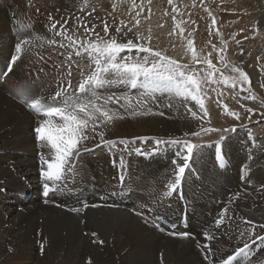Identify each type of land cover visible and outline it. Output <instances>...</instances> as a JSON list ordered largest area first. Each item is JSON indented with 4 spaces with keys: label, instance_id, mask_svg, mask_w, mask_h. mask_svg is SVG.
I'll return each mask as SVG.
<instances>
[{
    "label": "bare ground",
    "instance_id": "bare-ground-1",
    "mask_svg": "<svg viewBox=\"0 0 264 264\" xmlns=\"http://www.w3.org/2000/svg\"><path fill=\"white\" fill-rule=\"evenodd\" d=\"M102 1L87 0L85 6V0H0L1 73L8 68L10 59L7 57L14 44L10 39L16 38V28L20 37L24 34L35 37L42 32L40 36L46 42L44 49L54 50L64 61L60 60L61 65H56L54 71L47 69L46 73L41 68L46 74L40 76L39 73L36 86H31L38 72L34 63L31 62L34 68L29 64L28 73L23 72L26 65L16 63L4 85L12 83L16 73H22L23 76L18 74L19 81L28 82L29 87H13L16 91L13 93L18 95L15 100L21 98L22 90L45 103L47 97L43 92L52 100L57 91L67 90L69 82L71 88L67 92L77 89L83 76L78 73L75 81L66 79L64 67L72 65L68 60V54L72 52H68L71 49L67 42L64 47L49 43L52 39H62L53 36L49 20L54 19L58 29L67 20L68 35L84 38L75 29L68 30L75 24L83 29L81 25L90 26V21L100 20ZM114 1L109 0L111 10L117 3ZM37 9L40 14L28 20L29 14ZM14 20H17V27ZM5 29L8 35H4ZM34 47L42 48L32 43L24 46L27 65L30 62L27 53ZM83 73L85 75L87 71ZM60 74L65 76L64 79ZM54 77L58 81L51 83ZM2 86L0 83V128L12 129L4 134L0 147V264H222L224 258L243 247L245 240L250 251L245 252L237 264H249V260L251 264H264V242L257 238L264 237V229L259 227L264 224V172L260 171L263 164L260 160L252 162L249 157L250 162L244 167V154L250 156L249 153L259 150L260 158L263 147H230L229 138L213 147H199L189 160L176 191H170L168 186L175 179L172 161L178 160L176 153L181 148L175 141H185L202 127L199 120L202 111L191 101L157 93L159 103L152 101L147 105L153 114L133 115L132 108L110 105L123 119L102 125L95 132L87 131L92 138L81 143L80 154L74 162L75 171L68 173L67 184L63 190L50 192L43 200L42 149L38 150L40 147L34 139L33 111L18 100L20 105L4 96ZM125 87L117 88L113 83L108 87L112 94L99 91L104 97L117 95L114 93L121 90L123 95L126 92L131 96V90H125ZM41 89L43 92L40 93ZM186 105L191 106L195 116ZM135 110L141 109L137 106ZM100 132H103L104 141L127 143L109 147L101 143ZM231 139L244 142V128L235 131ZM157 140L161 141L159 145ZM233 143L236 144L234 140ZM49 151L43 149L48 158ZM141 154L146 155L145 160L140 159ZM163 159L168 165L161 180L158 164ZM112 161L117 163L116 168L112 167ZM178 162L183 163L182 160ZM119 176L123 179L119 180ZM23 195L29 198L28 203L21 200ZM130 197L138 205L132 206ZM152 214L173 223H180L182 215L187 214L190 227L188 230L181 227L168 229L155 222ZM218 217L222 218L219 225L216 223ZM253 231L255 235H251ZM242 232L249 235L242 239ZM182 233L189 235L184 237ZM206 234L212 239L206 240ZM206 244L210 252L205 248ZM8 245L12 250L20 249V253L11 258Z\"/></svg>",
    "mask_w": 264,
    "mask_h": 264
},
{
    "label": "rangeland",
    "instance_id": "rangeland-1",
    "mask_svg": "<svg viewBox=\"0 0 264 264\" xmlns=\"http://www.w3.org/2000/svg\"><path fill=\"white\" fill-rule=\"evenodd\" d=\"M114 3L115 6H112L113 9L111 10L109 0L102 1L103 9L100 13V20H96L95 22L90 21V26L87 27L91 29L95 26V33L104 36V27L107 25L108 37L115 36L118 40L122 39L123 42H127V40L131 39L134 43H141L151 47L153 50L161 51L167 57L175 59L180 64L187 65L188 68L195 70L198 77L203 80L202 91L204 93L203 98L208 115L205 116L202 112V118L199 120L203 124V129H217V131H204L201 127L196 131L199 132L200 135L194 136L190 134L186 139L187 141L195 143L199 147H213L218 145L221 140L229 138V142H232L229 143L230 147L264 148V0H171V3H169V0H115ZM39 14L40 11L38 9L33 10V12L29 14L28 20H31L32 18L34 19L35 16ZM213 19L215 20V24L212 22ZM49 21L52 24L53 22L55 23L54 19L50 18ZM15 22H17V20H14V26L17 27ZM29 22L31 23V21ZM116 27L121 28L119 34L115 31ZM74 29L78 31L81 36L83 34L84 38H95L92 33H85L84 28L81 29L80 26L76 24L68 31H74ZM15 30L17 34L16 38L13 37V39H10L14 44L12 52L7 57L9 59L15 54L14 48L20 39V36L18 35L19 29L16 28ZM7 33L8 30L5 29L4 35ZM41 33H37L36 36H40ZM23 37H25V34ZM189 41H192L193 49L197 54L199 62L193 61L192 59V50L188 48ZM32 44L41 46L42 48L34 47L31 52L27 53V61L30 60L28 65L25 63V52L21 54V58L24 57V61H22V58L16 63L22 62V65H26L24 68V70H26H23V72L27 73L30 71L29 64L33 67L31 62L34 63L38 72L34 77L35 80L33 82L31 81V86H36V83L38 82L36 77L39 78V73L42 74H40V76H43L47 73V69L48 71H54L55 66L61 65L64 61L61 60L62 57L56 55L54 50L49 51L44 49L46 45L44 40L33 39ZM70 49L71 50H68V52H72L74 55L75 52L72 48ZM83 54L85 53L82 52V57H76V55H74L73 58L75 59H73V62L70 60L72 65H65L64 73H66V79H68V81H71V78L72 81H75L73 80L76 79L75 75L78 73L81 74L82 71H87L85 75L91 71V67L88 65L89 61L87 55ZM221 56H223V60L220 59ZM43 58L45 59V62H42L44 61ZM47 58L50 59L46 60ZM206 59H210L215 69L218 70L211 78L213 81H222L225 77L238 78L239 74L232 71V68L235 67L244 71L248 75L250 85L244 84V90L240 91L241 85L238 83L236 88L233 89L230 86L231 80L229 85H225L222 82H210L206 79V73L210 71L205 62ZM75 62L77 64H75ZM48 65L50 67L46 68ZM81 65H83V67ZM92 67H94V65ZM41 68H44L46 73H44ZM69 72H71V75H69ZM16 74L12 83L7 86L1 84V86L3 85L2 91L4 96L14 102L18 100L22 104L23 102L21 98L17 99L16 97L15 100V96H18L16 93H14V99L10 96L13 92H16L13 91V87L21 86L22 88H27L29 87V83L26 81L20 82L19 78L21 75L23 76V74ZM45 77L47 78L46 75ZM63 77L65 76L60 74V78L64 79ZM32 78L30 77L31 80ZM55 80L58 81L56 77H54L51 83H54ZM61 85L65 86V82H62ZM121 86L123 85L116 83L117 88H120ZM104 90L106 92L108 91L107 94H112L109 93L110 89L108 87L101 91L104 93ZM125 90H127L126 87ZM67 91H70V88L67 87L66 92ZM41 92H43L42 89L40 93ZM130 92L131 96L137 94L134 93L136 90H131ZM114 94L123 95V91L121 90ZM52 95L53 94L50 96ZM124 95L129 94L125 92ZM225 106L227 110H225ZM249 108L254 111L249 113L247 111ZM233 112L238 114L239 119H236L231 114ZM36 117L37 116L34 118L35 127L38 125L40 119H43ZM240 127L242 129L244 128V142H240V139H231L234 135V132L231 131V129L235 128L236 131H238L240 130ZM6 128L8 130H6ZM10 128L11 127L0 128V147L3 146L1 139H3L4 134L10 132L9 130L12 129ZM224 129H229V131L225 132ZM233 140L236 144L233 143ZM83 142L87 143L89 141L84 140L81 143ZM36 145L40 147L38 143ZM38 150L40 151L41 147ZM158 155L159 154L155 156ZM249 155L250 156L244 154V167L246 166V163L250 162V159H248L250 157L252 162L256 161L257 163L258 160L261 161V165H263L260 167V171L264 172V151L262 157L260 156L261 159L259 158V150L255 151L253 154L249 153ZM145 156L146 155L141 154L140 159L145 160ZM150 159L151 158L147 159V161ZM112 164V167L116 168L117 163L112 161ZM167 165L168 163L164 159L158 164L161 171L159 179L161 180H163L162 177ZM11 168L13 171L12 166H10V169ZM120 177L121 176H119V179L121 180ZM247 183L245 184L249 185V183ZM250 186L251 185H249V187ZM13 195L16 196V193L14 192ZM41 197H43V200H46V197H44L43 194ZM21 200L28 203L29 198L26 195H23L21 196ZM129 202L132 206L138 205L131 199V197ZM85 203L86 202L83 201V205H85ZM38 243L40 245V242ZM33 245L38 247L36 243H33ZM7 250L9 254H11V258L20 253V249L12 250L11 245H8ZM35 253H37L39 257V252L36 251ZM3 262H5V260ZM86 263L88 264V262Z\"/></svg>",
    "mask_w": 264,
    "mask_h": 264
},
{
    "label": "snow or ice",
    "instance_id": "snow-or-ice-1",
    "mask_svg": "<svg viewBox=\"0 0 264 264\" xmlns=\"http://www.w3.org/2000/svg\"><path fill=\"white\" fill-rule=\"evenodd\" d=\"M171 3V0H169ZM87 0H85V6ZM83 10V9H81ZM79 19V18H78ZM175 19V18H174ZM213 24L215 20L213 19ZM60 25L57 28V23L50 25L53 30V36H60L62 39L57 41L52 39L49 41L51 44H59L60 47L67 46L72 48L76 56H81L82 52L87 55L91 71L87 75L81 73L83 78L78 84V87L73 92L57 91L52 98L51 103H44L41 99L31 98L25 91H21L20 97L23 99L26 107L33 111V114L40 119L38 125L34 127V139L40 145L41 151V166H40V179L43 181V196L48 197L50 192L63 190L68 181V173L75 171L74 162L80 154V144L82 141L90 139L86 133L87 131H96L102 125L109 124L115 119H123V116L117 109L110 107V105H119L125 109L132 108L133 115H149L153 114L152 110L147 105L155 101L159 103L156 94L161 96H175L182 101H191L203 112L208 115L205 103L204 93L202 91L203 80L198 77L195 70L188 68L187 65L180 64L177 60L164 55L161 51L153 50L141 43H134L131 39L123 42L122 39L118 40L115 36L108 37V27H104V36L95 33L94 28H88L87 25H81L85 33H92L94 39L78 38L75 34L68 35L65 25ZM116 33L121 32L120 27H116ZM130 31V29H129ZM33 39L43 40L42 36L35 37H20L19 42L15 45V54L11 56L9 66L4 73H0V78L6 77L12 72V65L21 58V54L26 49L25 45L32 43ZM188 48L192 50L193 61L199 62L197 54L193 49L192 41L188 42ZM72 53L68 54V60H71ZM223 60V56L220 57ZM207 68L210 70L206 73V79L212 83L222 82L235 89L239 83L241 85L240 91H243V85L249 84L250 79L248 75L233 67L232 71L239 74L238 78H223L222 81H213L211 78L217 69H215L210 59L205 60ZM71 75V72H69ZM113 83H119L126 86L127 90H136L135 96L130 95H109L104 97L100 94L101 89L111 86ZM71 88V82L67 85ZM247 98V97H246ZM123 101V104H121ZM135 101V104L133 103ZM139 106L140 111H136ZM171 106V105H169ZM188 111L193 116L196 115L192 111L190 105H186ZM225 110L226 106H225ZM249 113L254 110L247 109ZM163 114V113H159ZM236 119H239L237 113H231ZM204 131H217V129H203ZM225 132L229 129H224ZM231 131L235 132L236 129L232 128ZM102 144L109 147H115L117 143L124 144L126 141H104L103 132L98 133ZM191 135L199 136V132L191 133ZM145 139V138H142ZM161 141L157 140L156 144L159 145ZM181 145L180 150L177 151L176 156L178 160H173L175 179L169 185L170 191H176L177 186L181 183V178L184 175L189 160L193 156L195 150L199 147L195 143L185 141H175ZM99 146V145H97ZM49 149V156H46L43 149ZM88 150V149H84ZM123 179V178H121ZM167 194V193H166ZM94 207L96 205H93ZM224 212L227 209L223 210ZM137 215L142 213L137 212ZM217 225L222 223V218L218 217L216 220ZM246 223H254L246 221ZM264 229V224L259 226ZM95 236L96 234L93 233ZM187 237L188 233L181 234ZM248 233H240L243 239ZM251 235H255L254 231ZM264 242V237H257ZM206 240L212 239L211 236L205 235ZM95 242V241H94ZM102 244L103 241H100ZM205 248L208 252L211 251L210 247L206 244ZM250 251L249 244L245 240L243 247L235 250L234 254L227 256L222 261V264H237V261L243 254ZM207 258V253H206ZM249 264L251 261L249 260Z\"/></svg>",
    "mask_w": 264,
    "mask_h": 264
}]
</instances>
